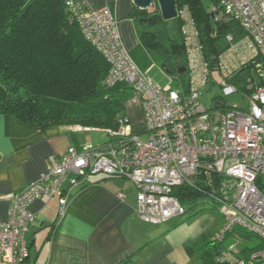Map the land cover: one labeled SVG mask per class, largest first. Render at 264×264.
Segmentation results:
<instances>
[{"label":"built area","instance_id":"1","mask_svg":"<svg viewBox=\"0 0 264 264\" xmlns=\"http://www.w3.org/2000/svg\"><path fill=\"white\" fill-rule=\"evenodd\" d=\"M212 1L213 20L237 23L243 35L226 34L225 50L207 56L190 10L176 8L187 83L164 90L133 61L110 6L95 10L87 0H64L82 37L108 63L107 87L122 83L139 95L144 130L134 133L123 116L109 131L110 141L69 147L37 180L13 193L7 219L0 220V264H29L26 234L35 220L30 210L35 200L55 198L60 222L82 181L97 174L132 182L137 189L134 216L152 225L184 216L186 208L173 190L196 186L225 220L214 239L238 227L262 241L245 261L231 251L222 259L264 264V0ZM242 68L249 72L238 85L231 78ZM209 82L217 83L220 95L207 109L200 98ZM239 92L249 102L247 109L222 101ZM199 182L209 189L199 188Z\"/></svg>","mask_w":264,"mask_h":264},{"label":"trees","instance_id":"2","mask_svg":"<svg viewBox=\"0 0 264 264\" xmlns=\"http://www.w3.org/2000/svg\"><path fill=\"white\" fill-rule=\"evenodd\" d=\"M207 1L210 4L203 0H175V5L188 7L207 56H213L225 50L226 34L237 39L243 32L235 22H215L209 11L213 1ZM129 16L135 23L136 50L142 58L150 53L158 55L161 64L178 75L185 88V72H178L184 60L179 21L175 19L176 40L154 29L164 22L156 2L152 9L133 6ZM108 69L101 53L82 37L64 0H0V114L40 130L79 126L109 135L126 116L124 104L132 91L122 83L107 87ZM248 72L242 68L232 82L239 85ZM196 185L204 191L209 189L200 182ZM173 194L185 206L184 216L198 204L207 203V195L194 185L176 187ZM212 240L221 241L214 236ZM253 250L243 248L242 257L234 256L245 261ZM203 252L208 264H240L223 260L220 253Z\"/></svg>","mask_w":264,"mask_h":264},{"label":"crops","instance_id":"3","mask_svg":"<svg viewBox=\"0 0 264 264\" xmlns=\"http://www.w3.org/2000/svg\"><path fill=\"white\" fill-rule=\"evenodd\" d=\"M87 2L95 10L110 6L124 46L129 52L137 47L135 23L129 16L132 0ZM137 105L141 112L140 97L127 100L125 114L133 132L142 134L143 126L135 129L131 123ZM79 131L87 130L75 126L40 130L0 114V220L7 219L13 193L37 180L69 147H82ZM136 194L127 179L88 176L60 222L55 198L35 200L30 206L35 220L26 234L29 264H208L203 250L225 220L220 224L208 212L190 211L161 225L147 224L134 216Z\"/></svg>","mask_w":264,"mask_h":264},{"label":"rangeland","instance_id":"4","mask_svg":"<svg viewBox=\"0 0 264 264\" xmlns=\"http://www.w3.org/2000/svg\"><path fill=\"white\" fill-rule=\"evenodd\" d=\"M203 2L205 4H210L207 0H203ZM153 7L154 3L149 6V9H152ZM154 29L163 31L166 35L173 36L176 40L179 39L177 35L175 19L164 21L161 24L159 23L155 25ZM129 54L132 57L133 61L143 71V73L154 82L158 83L164 90H170L179 87V76L176 74H168L167 71L162 68V64L158 55L150 53L149 55H147V58L143 59L136 48L131 50ZM219 95L220 89L217 83L212 84L211 82H209L201 91L200 101L205 108L210 109L213 106L214 99H216ZM138 97L139 95L137 93H132L131 100H138ZM222 101L228 106H239L243 109H247L249 106L248 100L241 92L222 98ZM133 113L134 118L132 117L131 123L135 126V129H140L142 126V112H140V108L138 107V105L135 107ZM75 127L82 129L79 126ZM76 135L82 147L104 145L112 139V137L107 133L98 130L79 131L76 133ZM199 211L208 212L213 217L217 218L218 221L220 220V224L224 223L223 217L216 210L211 209L207 203L198 204L197 208L195 210H192V212L196 213ZM218 232L219 231L216 230V232L213 233V236H215V234H217ZM209 239L210 238H208V242L206 243V248H204V250L206 252H210L212 255L220 252H222V254H225L228 251L236 254L239 252V249H256L260 247L262 243L261 239L258 236L245 232L238 227H235L231 233H227L221 241H214L212 239L210 241ZM233 244H235L234 247L230 249V246ZM237 256L242 257V253L238 254Z\"/></svg>","mask_w":264,"mask_h":264},{"label":"water","instance_id":"5","mask_svg":"<svg viewBox=\"0 0 264 264\" xmlns=\"http://www.w3.org/2000/svg\"><path fill=\"white\" fill-rule=\"evenodd\" d=\"M156 2L160 11L161 18L164 21L175 19L176 5L175 0H132L133 6L139 9H147L152 3ZM166 53V50L164 51ZM168 74H172L164 65H162ZM185 68L178 67V72H184Z\"/></svg>","mask_w":264,"mask_h":264}]
</instances>
